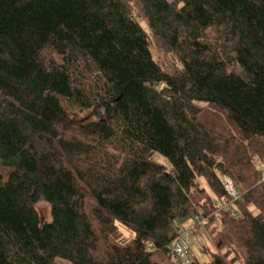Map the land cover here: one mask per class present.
Returning <instances> with one entry per match:
<instances>
[{"label": "trees", "instance_id": "1", "mask_svg": "<svg viewBox=\"0 0 264 264\" xmlns=\"http://www.w3.org/2000/svg\"><path fill=\"white\" fill-rule=\"evenodd\" d=\"M263 158L264 0H0V264H174L177 220L199 216L204 264H264Z\"/></svg>", "mask_w": 264, "mask_h": 264}, {"label": "rangeland", "instance_id": "2", "mask_svg": "<svg viewBox=\"0 0 264 264\" xmlns=\"http://www.w3.org/2000/svg\"><path fill=\"white\" fill-rule=\"evenodd\" d=\"M138 20L142 28L147 32V34H149L150 50L153 59L160 65V67L163 70L167 72H172L174 68L179 66L176 56L172 52H167L165 50H162L156 44V42L151 38L147 23L145 21H142L141 18ZM63 104L66 107L67 113L73 119L93 120L97 118L95 115V110L90 109V110L80 111L75 107H68L65 103ZM196 105L199 108V120L206 128L214 130L216 133L218 132L220 134L227 136L229 135L239 136V132L237 128L228 119L226 113L223 110L219 109L215 105L208 103H197ZM153 159L161 163L164 162L163 158H161L158 155H154ZM261 168H262L261 170H264V164L263 167L261 166ZM199 180H200V184L205 187L206 192L209 193V195H211L212 197V194L210 193V190L206 186L205 182L202 179ZM36 209L41 219L49 220L50 212H49V206L46 202L41 201L38 204H36ZM214 217L217 218V215L215 214ZM194 221H196V218L194 220L191 217H187L184 220H177L175 226L188 231L189 248H190L189 256L192 258V260H196L198 264H204L209 261L210 259L209 252L213 250L211 241L209 239V235L210 232L214 230V227L216 226L215 225L216 222L209 224L206 229H203V227L200 226V232L196 231L195 233L194 232L192 233L190 232L189 229ZM117 227H118V231L115 235L116 239L131 240L134 237L133 231L127 228L126 226L122 225L121 223L117 222ZM202 248L204 249V251L207 250L209 251L204 252Z\"/></svg>", "mask_w": 264, "mask_h": 264}, {"label": "built area", "instance_id": "3", "mask_svg": "<svg viewBox=\"0 0 264 264\" xmlns=\"http://www.w3.org/2000/svg\"><path fill=\"white\" fill-rule=\"evenodd\" d=\"M264 178V173H263ZM222 185L227 192V194L233 199L237 198V191L234 188L232 181L227 177L223 176L221 179ZM198 223H193L190 226V232H200V225L204 222V218L196 217ZM170 253L174 264H192L193 260L189 256V233L180 227H176V237L175 240L170 245Z\"/></svg>", "mask_w": 264, "mask_h": 264}]
</instances>
